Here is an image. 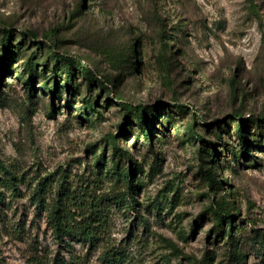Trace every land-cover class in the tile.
Instances as JSON below:
<instances>
[{
  "label": "rangeland",
  "instance_id": "obj_1",
  "mask_svg": "<svg viewBox=\"0 0 264 264\" xmlns=\"http://www.w3.org/2000/svg\"><path fill=\"white\" fill-rule=\"evenodd\" d=\"M4 29L13 45L25 34L13 58ZM52 55L75 75L55 98L54 80L41 87ZM138 107L156 114L142 117L150 142L127 112ZM262 116L264 0H0V167L24 174L0 203V264H100V249L53 239L31 186L48 177L53 195L65 172L77 190H109L106 172L126 169L134 210L114 208L107 241L132 264H264V129L250 120ZM223 203L233 221L220 233L210 210Z\"/></svg>",
  "mask_w": 264,
  "mask_h": 264
},
{
  "label": "trees",
  "instance_id": "obj_2",
  "mask_svg": "<svg viewBox=\"0 0 264 264\" xmlns=\"http://www.w3.org/2000/svg\"><path fill=\"white\" fill-rule=\"evenodd\" d=\"M22 38L25 39V34H21L17 40L16 45H13L11 40V30L4 29L1 45L2 55L6 58H13L20 50ZM16 41V40H14ZM40 46L38 42L35 44ZM53 56V55H52ZM54 60L57 65H53L50 69L44 65L42 74L47 70L52 75L46 81L41 83L42 89L45 91L48 89L50 79L55 81V85H52L53 93L51 98L59 96L60 90L57 86V79L63 77L64 90H71L74 86V66L73 61L66 60L63 56L54 55ZM162 62H166V52L164 51L161 57ZM27 70L29 71L28 79H34L38 76V63H34L32 60H28ZM64 62V70L61 72L58 66ZM83 71V70H82ZM84 80L92 83L94 86L98 85L104 91L111 92V85L106 81H99L91 70L84 72ZM29 84V80L26 81ZM132 115L133 122L141 128L142 137L146 138L150 142L151 130L145 126L142 121V117L146 116L153 120L155 124V113L153 111H145V109L135 108L133 112L127 111ZM129 116V115H128ZM235 116H239L236 114ZM238 118V117H237ZM253 123L261 125L264 129V116L256 117V119H250ZM189 133H193L192 127L188 130ZM236 135L240 141V148L242 152H247L246 140L243 139L244 129L242 126L237 125ZM138 140V137H135ZM114 150L117 147L114 146ZM120 152V151H119ZM130 158V157H129ZM99 161L95 162L96 166H102ZM133 162V161H132ZM210 164V163H209ZM204 181L206 185L211 188H218V181L211 170L203 171ZM24 174L16 172L12 168L0 167V203L6 198V193L14 195L18 191L20 183L24 182ZM114 177L113 181H109V190L98 189L95 185H87L85 189L77 190L69 183V178L62 172L59 178V184L57 191L52 195L51 183L52 179L48 177H42L38 179L36 184L31 186V201L33 205L38 209L45 211L47 214V225L52 233L53 239L58 244H67V242L78 241L88 250L100 249L99 263L100 264H132L130 257L126 253V248H123L119 244L111 243L107 241L111 240V222L114 208L125 207L134 210L133 204L135 203V197L137 194L136 187L133 185V172L131 169H126L123 173L114 175L110 172H106L105 179ZM224 204V203H223ZM227 204L219 207H213L210 212L215 218L214 227L223 232V228L226 227L230 230L231 223L233 221V215L230 214ZM226 225V226H224ZM222 230V231H221ZM76 260V259H75ZM57 264V263H56ZM67 264H76V262H68Z\"/></svg>",
  "mask_w": 264,
  "mask_h": 264
}]
</instances>
